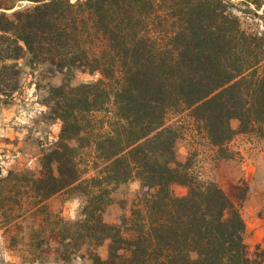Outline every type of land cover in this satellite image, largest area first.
Instances as JSON below:
<instances>
[{"label": "trees", "instance_id": "16d2710c", "mask_svg": "<svg viewBox=\"0 0 264 264\" xmlns=\"http://www.w3.org/2000/svg\"><path fill=\"white\" fill-rule=\"evenodd\" d=\"M263 11L264 0H0V94L16 90L21 59L62 76L48 92L60 131L38 173L0 177V209L27 200L37 221L27 242L34 259L50 247L47 232L58 258L85 246L90 264L256 259L243 239L246 183L226 192L200 177L190 157L179 161L182 120L170 121L186 113L221 150L237 133L264 135V27L239 15ZM78 72L95 77L72 84ZM131 180L130 209L106 222L112 188ZM175 184L186 192L174 194ZM60 193L82 198L74 220L49 208ZM15 216L1 219L6 231L21 228Z\"/></svg>", "mask_w": 264, "mask_h": 264}, {"label": "rangeland", "instance_id": "374dc122", "mask_svg": "<svg viewBox=\"0 0 264 264\" xmlns=\"http://www.w3.org/2000/svg\"><path fill=\"white\" fill-rule=\"evenodd\" d=\"M264 12V11H263ZM261 13V11H259ZM245 24L262 29L264 27V13L261 18H250L243 14ZM22 73L18 86L11 94H0V177L7 171H30L37 174L40 169L39 159L43 149L54 142L60 131V121L50 112L48 102L49 88L61 82V75L52 74L45 66L31 67L25 59L18 61ZM88 73L78 72L72 79V84L87 82L94 78ZM184 113L171 117V123L182 120L181 134L175 141L177 159L181 162L187 157L192 160V169L205 180L214 181L224 191L228 192L232 184L244 181L247 185L245 197L241 201L240 211L245 222L243 239L252 256L256 259L251 264H264V165H257L253 172L249 169L252 154L264 151V135L257 131L237 133L222 147V150L210 144L203 132L190 125ZM233 128L238 126L237 120H231ZM262 157V156H261ZM138 184L128 181L119 184L111 190V202L105 207L103 219L115 222L123 213H127L134 200ZM174 194L186 192L184 186H172ZM82 198L77 194L60 193L52 196L47 204L52 212L65 219L74 220L79 211ZM5 203V202H4ZM27 200L23 208L8 206L6 203L0 209V264H85L86 247H82L68 260H61L54 253L49 233L46 239L50 247H41V258L34 259L27 245L30 231L37 228V221L33 213L26 210ZM125 208L122 209L121 205ZM1 205V204H0ZM10 207L13 209L10 210ZM17 216V223L21 225L5 230L1 219ZM15 216V217H16ZM49 231V227H47ZM14 241V246L10 243ZM44 241V240H43ZM97 252L105 257L106 243L98 247Z\"/></svg>", "mask_w": 264, "mask_h": 264}, {"label": "crops", "instance_id": "0c3cea01", "mask_svg": "<svg viewBox=\"0 0 264 264\" xmlns=\"http://www.w3.org/2000/svg\"><path fill=\"white\" fill-rule=\"evenodd\" d=\"M261 154H258L257 150H256V154H252L249 163V169H251L250 167H252L253 172L255 171V169L257 168V165H264V151L260 152ZM262 156V157H261ZM85 264H90L89 260H86Z\"/></svg>", "mask_w": 264, "mask_h": 264}]
</instances>
